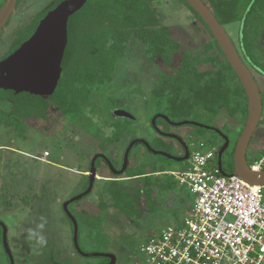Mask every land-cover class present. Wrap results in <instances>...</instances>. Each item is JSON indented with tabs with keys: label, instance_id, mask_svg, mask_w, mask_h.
<instances>
[{
	"label": "rangeland",
	"instance_id": "1",
	"mask_svg": "<svg viewBox=\"0 0 264 264\" xmlns=\"http://www.w3.org/2000/svg\"><path fill=\"white\" fill-rule=\"evenodd\" d=\"M53 1L21 0L0 35V58L8 51L15 32L31 23ZM153 6L157 9L163 24L168 27L174 41L179 44L181 50L188 53L196 71L198 73L216 71L213 62L207 61L216 55L212 52L206 54L204 51L206 32L201 24L192 19L191 12L182 1L153 0ZM223 27L233 46L238 49L240 23L235 22ZM256 54L259 62L263 64L262 72H264V49ZM180 60L181 55L177 54L172 56L171 63L177 66ZM164 65L161 60L153 62L148 59L139 42L133 40L127 44L124 56L116 63L109 83L101 88L90 102L96 112L88 115L96 124L95 129L98 130L100 127L104 136L102 140L99 137L94 138L90 135L91 132L87 133L71 119L65 120L58 114H55L56 116L52 114L50 122L54 121L51 123L37 124L33 120L28 121L33 129H23L20 123L18 126L17 123L13 124L11 128L1 125L0 218L8 226L17 225L20 230L37 235L38 240H45L46 243L60 247L52 250L53 258L58 261L71 258L75 264H105L106 259L102 257L83 258L79 255H71V225L63 211V203L85 188L87 178L81 181L80 176L70 171L88 170L95 150L111 154L119 161L125 146L135 137L149 141L150 147L155 151H161L162 148L171 153L167 142L163 146L164 141L156 139V129L151 125L154 118L157 123L156 128L159 125L164 131L171 129L170 125L173 124L172 121L165 123L159 119L162 115L155 114L157 108L150 99L158 73L166 71ZM254 77L262 95V114H264V79L259 74H255ZM2 96L3 94L0 99ZM10 106V102L0 100L1 111L7 112ZM120 108L125 109L133 119L114 117L112 112ZM191 115L199 121L196 124L203 127L209 128L214 123L218 130L222 129L229 134L232 143L244 127V121L238 117L230 118L224 111L213 117L209 111L198 109ZM261 120L262 123L254 132L247 148L248 165H252L264 154V116ZM45 125L48 126L46 131L43 129ZM114 125L122 129L121 135L117 139L114 138L116 139L114 143H111L112 141L103 143L109 138L112 140L113 135L118 132H114ZM186 127L172 128V132L180 136H185L188 131L201 134L205 143H210L212 142L210 138L215 140L217 137L211 130L190 125ZM8 147L15 152L6 149ZM44 152H48L49 156L45 158ZM44 158L45 161L38 160ZM129 162L132 167H127V175L151 171H167V174L142 178L143 194L139 200H135V197L134 200L129 201V205H124L123 208L126 209L124 212L116 207H108L111 205L109 202L101 201L99 194L109 195L110 191L108 186L102 189L101 181L95 183L92 193L85 197V202L91 205L90 209L95 210L97 215L94 216L97 217L83 213L86 219L84 221H87L85 226L90 222L91 226L93 225L92 237L87 238V233L81 236L84 230L82 218L80 217L81 220L78 218L82 215V210L89 209V206L83 205L82 208L71 206L74 214L77 215V220L80 221L79 248L88 253H110L116 258V264H127L146 238L153 233L167 226L178 225L194 200L192 193L169 174L182 171L185 167L180 164L170 161L167 157L152 154L139 144L133 146L129 154ZM23 197L28 200L27 204L22 201ZM41 200H44L41 202L42 206L33 205L40 204ZM30 202L32 205H28ZM104 204L107 207H104ZM116 204L122 207L121 203ZM85 238L88 242L83 247ZM23 246L27 244L23 243ZM14 247L18 264H32L35 255H29L30 249L18 248L16 244ZM48 251L51 252L49 249ZM51 256L50 254L49 257Z\"/></svg>",
	"mask_w": 264,
	"mask_h": 264
},
{
	"label": "trees",
	"instance_id": "2",
	"mask_svg": "<svg viewBox=\"0 0 264 264\" xmlns=\"http://www.w3.org/2000/svg\"><path fill=\"white\" fill-rule=\"evenodd\" d=\"M61 1L63 0H54L31 23L19 28L8 51L0 60L25 42L35 31L38 22ZM181 1L191 12L192 19L201 24L206 32L205 53L216 51L219 54L221 59L215 56L207 59L213 62L216 71H196L188 53L181 50L170 35L168 27L161 21L153 0H86L83 7L68 19L62 71L53 95L42 98L0 90L2 99L11 103L7 112L0 110V126L12 127L16 123L18 126L21 119H45V112L53 104L66 119H71L87 133L91 132L90 135L100 138V127L95 129L96 124L88 115L96 112L90 102L109 83L116 63L124 56L127 44L133 40L142 45L148 59L153 62L161 60L165 64L166 71L158 73L156 85L150 95L151 103L157 108L155 114H163L174 123H199L191 114L195 110L204 109V112L209 111L213 117L224 111L230 118L238 117L245 122L247 100L235 73L203 21L184 0ZM201 1L221 26L240 23L236 51L248 67L264 76L263 64L256 54L264 49V0ZM3 2L4 0H0V7ZM20 2L21 0H17L15 8ZM177 54L181 55V60L179 65L174 66L171 63L172 56ZM160 120L166 123L163 119ZM154 123L156 126V121ZM114 128V132H118L113 135L112 140L109 138L106 142L114 143L121 135L122 129L117 125ZM196 137L199 140L203 135L197 134ZM201 142L209 147L214 145L212 142ZM224 172L230 175L232 166L228 170L224 169ZM142 174L144 173H139ZM108 189L110 193L107 196L112 204L117 206L116 203H121L122 207H117L124 212V205H129L131 201L129 195L119 194L114 186Z\"/></svg>",
	"mask_w": 264,
	"mask_h": 264
},
{
	"label": "built area",
	"instance_id": "3",
	"mask_svg": "<svg viewBox=\"0 0 264 264\" xmlns=\"http://www.w3.org/2000/svg\"><path fill=\"white\" fill-rule=\"evenodd\" d=\"M216 152L194 147L175 177L194 196L185 217L146 238L127 264H264L263 187L222 176ZM250 168H264V154Z\"/></svg>",
	"mask_w": 264,
	"mask_h": 264
},
{
	"label": "water",
	"instance_id": "4",
	"mask_svg": "<svg viewBox=\"0 0 264 264\" xmlns=\"http://www.w3.org/2000/svg\"><path fill=\"white\" fill-rule=\"evenodd\" d=\"M186 4L200 17L203 23L208 28L211 36L216 41L221 53L224 55L227 63L235 73L239 84L241 85L246 96L247 115L244 122V127L235 143L232 157V173L231 175L238 177L249 186H264V169L253 171L249 168L246 161V151L250 140L255 132L257 125L261 120L262 114V97L259 91L257 82L255 81L251 71L241 60L236 48L233 46L229 36L223 26H221L215 16L207 8L201 0H184ZM17 0H4L0 7V33L10 20V17L15 9ZM86 0H63L55 8L48 11L46 15L38 22V25L33 34L23 42L14 52L6 58L0 60V90L11 91L15 95L25 93L34 97L48 98L53 95L57 83L61 75V63L64 51L67 45V22L68 19L78 12ZM120 112L118 116L133 119V117L125 111ZM164 117V116H162ZM164 119H166L164 117ZM155 118L152 120L154 125ZM192 124L193 126L211 130L220 135L219 130L212 127L206 128L196 123L181 122L172 124L175 126H185ZM160 136L175 139L180 141L176 135L165 134L156 130ZM225 141L224 146L218 152L217 167L222 176H227L222 170L221 155L228 147V138L223 136ZM143 144L153 154L175 159L171 155L163 152L155 151L149 148V145L144 140H134L128 145L124 152L122 168L116 171L111 163L102 155L95 156L90 164L89 184L85 192L77 195L63 204V211L68 216L73 226V242L74 246L79 251L76 236L77 223L68 211V205L78 199L86 196L92 189L95 169L94 161L97 157H102L112 174L120 175L127 167L128 153L131 147L136 143ZM3 228V224L0 223ZM5 229H3V237ZM5 243V238H3ZM5 245V244H4ZM6 249V246H5ZM9 254L8 249H6ZM80 252V251H79ZM86 257H105L109 259L108 264H114L115 257L111 254H91ZM11 264H13L11 262Z\"/></svg>",
	"mask_w": 264,
	"mask_h": 264
},
{
	"label": "flooded vegetation",
	"instance_id": "5",
	"mask_svg": "<svg viewBox=\"0 0 264 264\" xmlns=\"http://www.w3.org/2000/svg\"><path fill=\"white\" fill-rule=\"evenodd\" d=\"M213 54L216 55V58H220L219 57V54L216 51L213 52ZM248 69L251 71L253 77H254L255 74H259L254 69H251L250 67H248ZM254 79H255V77H254ZM263 79H264V76H263ZM255 81H256V79H255ZM259 91H260V89H259ZM261 97H262V95H261ZM119 110H122V111L127 112L123 108H120ZM115 111L112 112V115L114 117H120V116H118L120 112H115ZM52 114H53V116L55 114H58V116H60V117H62L63 119L66 120V117L58 110V108H56L53 104H51L49 106V108L47 109V112H45V117H46L45 119H43V118H39V119L32 118V119H26V120L21 119V120L18 121V123H20L23 126V129H26V128L33 129L31 127V125H29L28 121L33 120L34 123H37V124L47 123V122H50V119L52 117ZM161 115L164 116L163 114H161ZM263 116H264V114H261V119H262ZM164 117L166 119H164ZM164 117H159V119H163L164 121H169L166 116H164ZM53 121L54 120H52L51 122H53ZM184 122H186V121H184ZM187 122L197 123V122H193V121H187ZM179 123H181V122H179ZM261 123H262V120H260L259 125H257L255 131L260 127ZM174 124H177V123H174ZM151 125H152V123H151ZM188 125L193 126L192 124H187L185 126L170 125L171 126V129H169L167 131H164L160 126H157V128H156L155 123L153 125L154 128L156 130H158L159 132H161V133L173 134V135H176L178 138H180V141H176L175 139H171V138H166V137L160 136L159 133L156 131V133H157L156 134V139H160V141H164V143L162 144L163 146H164L165 142H167L168 143L167 144L168 145V148L171 149V153L170 152H167L166 150H164L162 148H161V152L167 153L168 155H171L172 157L175 158V159H170L169 158L170 161L175 162L177 164H180L182 167H185L182 171H179V172H170L169 173L171 176L173 175L174 177H176L177 174H180V173L186 171V169L188 167V164H189L190 156H191L192 151L194 150V147L196 145H198L199 143H202L201 141H203V138H201V139L198 140L197 137H196L197 134L196 133H193V132L190 133L188 131V133L185 136H180V135H177L174 132H172V128H187L186 126H188ZM209 127H212L214 129H217L214 126V123H212ZM9 128H11V127H9ZM47 128H48L47 125H45L43 127V129L45 131H46ZM34 131L39 132V130H36V129H34ZM219 132H220V135L214 132L217 137L215 138V140H214V138H210V140L214 143L213 146H216L217 147V152L215 154V159H216V162H218V152L220 151V149H222V147L224 146V143H225V141L223 139V136H226L228 138V141H229L228 147L224 150V152L221 155L222 170L224 171V169L225 170H228L229 167L232 166V157H233V151H234L235 143H236V141H237V139L239 137V134L241 132L237 135V137H236V139H235V141L233 143L231 142V138H230V136H229L228 133L223 132L222 129H220ZM103 137L104 136L102 134L99 139L102 140ZM139 139L140 140H144L149 145V148H151L149 141H147L144 138L135 137V138L131 139L128 142V144L125 146V148L123 150V153H122V156L120 157V160L119 161L115 157H113V155H111V154L109 155L108 153H104V151H101V150H99V151H96L95 150V152L92 155V159L95 156H97V155H102L103 157H105L111 163V165L113 166V168L116 171H119L122 168V162H123L124 152L127 149L128 145L130 144L131 141L139 140ZM103 143H106V141H104ZM136 144L142 145L144 148H146L143 144H141L139 142L136 143ZM136 144H134V145H136ZM169 144H171V145H169ZM133 146L131 147V149H130V151L128 153L127 167L128 166L132 167V165H130V162H129V154H131V150H132ZM213 146H211V147H213ZM148 151H150V150H148ZM12 152H14V151H12ZM150 152L152 153V151H150ZM44 153H47V156H45V158L49 156L48 152H44ZM249 156L252 157L250 154H249ZM45 158L44 159H38V160L45 161ZM246 161H247V164H248L249 157H247V155H246ZM90 164H91V162H90ZM248 166L250 168L251 164L248 165ZM88 167H89V169L86 170V172L88 174H83V172H81V171H74V172L73 171H70V173H74L75 175L80 176L81 177V179H80L81 181L84 180V178H87V183H86L85 188L81 192H79L77 195H80L83 192H85L86 189H87V187H88V184H89V174H90V172H89L90 171V166H88ZM127 167H126V169H127ZM94 169H95V176H94V182H93V186H92L91 191L86 196H84V197L78 199L77 201H74V202H72V203H70L68 205V211L70 212V214L72 215V217L75 219V221L77 223L76 242H77L78 249L80 251V252L77 251V249L74 246V242H73V226H72L71 221L69 220L70 221V225H71V227H70L71 228V239H70V241H71V246H72V252H71V255L72 256L79 255L80 257H83V258H95V257H86L85 255H91V254H110V253H88V252H85V251H83V250H81L79 248L80 245L78 243V235H79V223H80L79 219H80V217L82 218V220L81 219L80 220H81V223L83 224L82 227H83V230H84V232H81V236H85L86 233H87V235H86L87 238L93 236V235H91L92 232H93V228H92L93 225L91 226L92 223L90 222L89 225L87 224V226H85V222H87V221H84L86 219H85V216H84L83 213L92 214V216L94 218L97 217V216H94V215H97L95 213V210L94 209L91 210L90 209V206L91 205H89L87 202H85L86 198L92 193L93 188L95 186V183H97L98 181H101L102 189H106L107 186L108 187L114 186L115 189L117 191H119V194L127 193V195H129V197L131 199L134 200V198L136 197L135 200H137V199L139 200V197L143 194V184H142V180L143 179L142 178H144V177H147L148 178L150 176L151 177L152 176L159 177L161 174H163V175H166L167 174V171H151V172H148V173H144L142 175H139V174L127 175L126 174V169H125L122 174L115 175V174H112L111 171L108 169V167H107V165H106V163H105V161H104V159L102 157H97L95 159V161H94ZM263 169L264 168H262L261 170H263ZM98 173L99 174L100 173H103L104 175H106L105 173H107V174H109V176H106V177L103 178L101 176H98ZM122 175H124V177H121ZM124 182H128V183H124ZM263 193H264V186H263ZM99 197H100L101 201L104 200V203L105 202L111 203V205H109L108 207H116V208H118L115 204H112V202L110 200V197L107 196V194H105V193L99 194ZM105 200H107V201H105ZM22 201L23 202L25 201L26 204L28 202V200L24 199V197L22 198ZM41 202H44V200H41L40 201V204L38 203V205L37 204H33V205L34 206H42V203ZM28 205H32V203L30 202ZM83 205H88L89 206V209L82 210V215H79V217H78L79 219L77 220V215L74 214V212L72 210L73 207H71V206H77V207H80L81 206V208H82ZM104 207H107V205L104 204ZM66 217L68 218L67 215H66ZM103 218H104V215H103ZM0 223L3 224V228H2V226H0V264H11V262L13 264H18V259H17L16 255H15V252H14V250H15V247L14 246H15V244H16V247H18V248L21 247L22 249H30V254L29 255H33V254L35 255L34 259L32 258L33 259L32 264H65V262H68L69 264H75V262L72 261L71 258H70V260L65 259L64 261H58L57 259L53 258V254H52L53 251L52 250H54L55 248H60V247H56L54 244H51L49 242L46 243L45 240H38L37 235H32L29 231H25L24 232L23 230H20L21 228L18 227L17 225L8 226L4 222V220H2L1 218H0ZM3 229H5V236L4 237H3ZM23 233L25 234L24 237H23ZM3 238H5V243L3 242ZM87 242L88 241H86V238H85L84 239V242H83V247L85 246V244H87ZM23 243H26L27 246H23ZM5 246H6V249H8L9 254L6 251ZM48 249L51 252H49ZM50 254L52 255L51 257H49ZM98 257L99 256H97V258ZM102 258L106 259V263L105 264H108L109 263V259L108 258H105V257H102ZM114 264H116V258H115Z\"/></svg>",
	"mask_w": 264,
	"mask_h": 264
},
{
	"label": "crops",
	"instance_id": "6",
	"mask_svg": "<svg viewBox=\"0 0 264 264\" xmlns=\"http://www.w3.org/2000/svg\"><path fill=\"white\" fill-rule=\"evenodd\" d=\"M6 149H9V150H10L11 148L8 147V148H6ZM11 151H14V152H15L14 149H11ZM28 157H30V156L28 155ZM81 172H83V174H88V173L86 172V170H83V171H81ZM98 176H101V177H103V178L106 177V175H104L103 173H100V174L98 173ZM191 204H192V203H191ZM189 208H190V207H189ZM188 210H189V209H188Z\"/></svg>",
	"mask_w": 264,
	"mask_h": 264
}]
</instances>
